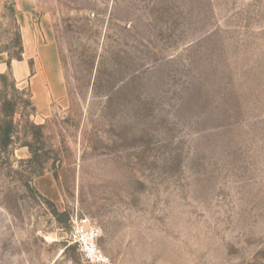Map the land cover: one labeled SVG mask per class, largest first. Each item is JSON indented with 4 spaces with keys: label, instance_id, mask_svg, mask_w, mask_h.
<instances>
[{
    "label": "rangeland",
    "instance_id": "374dc122",
    "mask_svg": "<svg viewBox=\"0 0 264 264\" xmlns=\"http://www.w3.org/2000/svg\"><path fill=\"white\" fill-rule=\"evenodd\" d=\"M24 33L64 97L0 89V264H85L75 216L108 264H264V0H0V61Z\"/></svg>",
    "mask_w": 264,
    "mask_h": 264
},
{
    "label": "crops",
    "instance_id": "0c3cea01",
    "mask_svg": "<svg viewBox=\"0 0 264 264\" xmlns=\"http://www.w3.org/2000/svg\"><path fill=\"white\" fill-rule=\"evenodd\" d=\"M20 20L22 30L27 31L28 19L25 14H20ZM22 40L23 60L0 61V75L10 71L17 86L25 84L28 87L32 105L35 107L36 119L44 120L51 114L50 104L60 102L64 97L59 63L52 46L39 45L36 37L31 39L28 33L26 37L25 33L22 35ZM20 152L24 155L23 151Z\"/></svg>",
    "mask_w": 264,
    "mask_h": 264
},
{
    "label": "built area",
    "instance_id": "2783aa9c",
    "mask_svg": "<svg viewBox=\"0 0 264 264\" xmlns=\"http://www.w3.org/2000/svg\"><path fill=\"white\" fill-rule=\"evenodd\" d=\"M100 236L99 227L89 218L75 216L71 219L68 231L69 243L76 247L85 264H108V258L98 244Z\"/></svg>",
    "mask_w": 264,
    "mask_h": 264
},
{
    "label": "trees",
    "instance_id": "16d2710c",
    "mask_svg": "<svg viewBox=\"0 0 264 264\" xmlns=\"http://www.w3.org/2000/svg\"><path fill=\"white\" fill-rule=\"evenodd\" d=\"M19 51L16 55H14V57L12 59L16 60V61H22L23 60V47L21 44V39L19 37ZM8 80H11L13 82V84L10 86L7 84ZM10 87L11 89H13L15 92L17 91L15 89V81L12 77L11 72H7L4 74L0 75V89L6 90L7 87ZM5 93L1 94L0 92V103L1 105H3V107H6V109H8L9 113L12 112L14 110V108L16 107V104L14 105V103L11 100H6L5 97ZM28 100L26 101V105L29 106L32 110V112H35V107L32 105L31 102V94H28ZM1 133H2V139H0V143L2 147H6L10 142L9 140V132H10V127L7 125L6 128L2 131V129H0ZM29 149L30 154L32 155V159L33 157L37 159V154L35 152V150L33 149V147H31L30 145L27 146Z\"/></svg>",
    "mask_w": 264,
    "mask_h": 264
}]
</instances>
